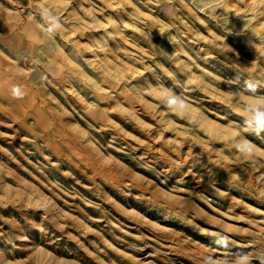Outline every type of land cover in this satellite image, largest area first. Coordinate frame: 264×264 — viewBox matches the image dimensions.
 <instances>
[{
    "label": "rangeland",
    "instance_id": "rangeland-1",
    "mask_svg": "<svg viewBox=\"0 0 264 264\" xmlns=\"http://www.w3.org/2000/svg\"><path fill=\"white\" fill-rule=\"evenodd\" d=\"M260 96L264 0H0V264H264Z\"/></svg>",
    "mask_w": 264,
    "mask_h": 264
},
{
    "label": "clouds",
    "instance_id": "clouds-1",
    "mask_svg": "<svg viewBox=\"0 0 264 264\" xmlns=\"http://www.w3.org/2000/svg\"><path fill=\"white\" fill-rule=\"evenodd\" d=\"M47 16V12H45ZM51 22L52 28H58L60 25L55 17H48ZM51 30V29H50ZM245 92L248 95L249 99L257 97V91L259 88V82L249 80L245 84ZM245 93H239L238 95H244ZM26 95L19 87H14L12 89V96L14 99H23ZM259 102L249 103L244 106V126L247 130L254 132L259 135L261 132H264V96L258 97ZM169 105L177 104V98L171 97L168 101ZM245 145H249V141L243 142ZM248 151H251V148H248ZM250 257L247 253L237 255L232 261H226L225 264H249ZM205 264H216V261L209 257Z\"/></svg>",
    "mask_w": 264,
    "mask_h": 264
}]
</instances>
